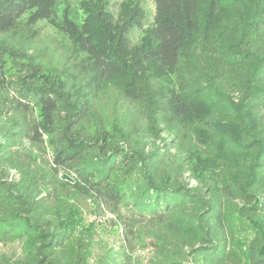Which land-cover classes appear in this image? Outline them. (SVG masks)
I'll use <instances>...</instances> for the list:
<instances>
[{"label": "trees", "instance_id": "1", "mask_svg": "<svg viewBox=\"0 0 264 264\" xmlns=\"http://www.w3.org/2000/svg\"><path fill=\"white\" fill-rule=\"evenodd\" d=\"M145 1L0 0V264H264V0Z\"/></svg>", "mask_w": 264, "mask_h": 264}, {"label": "rangeland", "instance_id": "2", "mask_svg": "<svg viewBox=\"0 0 264 264\" xmlns=\"http://www.w3.org/2000/svg\"><path fill=\"white\" fill-rule=\"evenodd\" d=\"M101 1V3L104 4L106 9L111 12L116 18L119 17L121 14L123 7L125 4L128 3L130 0H60L61 2V10L69 9L73 19H75L78 22H84L87 19L86 11L84 7H87L89 5L94 6L95 9L98 7V3ZM68 5V6H67ZM145 8L153 14L154 12V6L151 0L145 1ZM97 13V12H96ZM97 33L101 35V30L97 23H93ZM41 38L47 39L48 44L50 46L52 45H58V47L62 46L61 43H64L67 47L69 46V43L67 42V39L64 38L61 34L56 32L53 28H51L49 25H43L42 31H41ZM132 41L134 44H140L142 40V35H139V32L136 30L131 35ZM60 45V46H59ZM198 110V116L202 114V106L197 108ZM71 178V177H70ZM72 183V182H71ZM195 184V182H192V185ZM83 210L85 213L86 222L88 225L94 229L97 237L96 241H100L102 244L112 247L116 246V244H119L118 239V232L116 228L112 227V223L109 220V217H103L100 214L97 213L95 208L91 204H86L83 206ZM236 225V231L237 234L241 237H244L245 234L248 237L249 234L246 231H243L242 228L238 226L239 220H234ZM22 254L21 246L18 244L11 245V246H2L0 244V258L8 257V258H14L19 257ZM139 257H146L147 253H139Z\"/></svg>", "mask_w": 264, "mask_h": 264}, {"label": "water", "instance_id": "3", "mask_svg": "<svg viewBox=\"0 0 264 264\" xmlns=\"http://www.w3.org/2000/svg\"><path fill=\"white\" fill-rule=\"evenodd\" d=\"M62 179L63 180H65V181H69V182H74L68 175H64L63 177H62Z\"/></svg>", "mask_w": 264, "mask_h": 264}]
</instances>
